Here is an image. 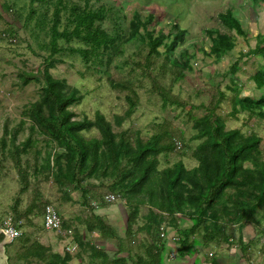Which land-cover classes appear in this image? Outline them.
Here are the masks:
<instances>
[{
	"label": "trees",
	"instance_id": "16d2710c",
	"mask_svg": "<svg viewBox=\"0 0 264 264\" xmlns=\"http://www.w3.org/2000/svg\"><path fill=\"white\" fill-rule=\"evenodd\" d=\"M79 2L81 5L72 0H30L23 24L26 27L35 17L34 37H44L46 42L40 44V47L48 52L42 71H37V74L19 73L23 84L34 81L41 85L40 98L31 104L28 113L31 122L29 130L43 138L49 151L40 164L35 163L34 174L45 173L48 176L50 173L59 190L68 187L81 190L84 199L89 192L83 185L85 179L94 178L99 182L112 180L107 188L109 195L123 200L129 213L124 240L100 216L91 215L85 222L86 231L98 230L101 235L117 242L113 257L94 246L90 247L92 258H100V264H165L170 250L161 233L165 234L169 228L176 230L178 234L177 253L180 256H195L200 253L203 260L196 256L194 264H225L220 262L217 255L209 257L203 250L212 242L229 243L231 235L225 234L228 226L235 225L242 230L248 223H253L257 229L262 227L260 220L256 218L257 215L264 216V160L261 158V139L253 133L244 136L239 129L226 128L225 120L216 114L227 99L219 83L210 87V102L207 105H199L205 114L200 118H193L192 128L196 131L193 140L199 143L191 155L197 165L191 169L186 168L181 160L159 169V155L173 151L171 143H162L164 137L168 136L165 132L157 133L147 141L138 137L130 141L124 134L114 131V126L120 127L123 121L130 118L137 104L134 99L137 98L136 93H133L129 85L109 78L112 89L128 92L125 96L128 108L124 115L114 117L113 123L100 113H96L90 121L77 119L71 108L79 104L83 97L77 89L67 87L64 80L51 75L50 70L55 67L56 56L69 51L70 55L80 57L87 68L100 72L101 68L108 69L123 55V43L137 40L148 49L145 58L147 69L151 66L152 57L162 56L159 48H165L162 66L170 65L176 69L172 73L175 80H181L187 71H191V60L196 56L195 53L189 54L183 49L176 56L172 54L186 34L176 24L171 26L167 34L158 31L155 35L154 29L148 28L154 16L149 14L143 20L140 14L135 12L129 21V31L125 37L121 30L120 8L105 5L96 7L92 0ZM33 4L44 7L43 13L39 15ZM0 10L6 16L9 13L17 16L19 12L10 2L3 3ZM62 14L65 23H62ZM108 14H111L115 23L111 31H107L103 26ZM5 15H0V18L3 19ZM216 17L224 32L217 28H205L203 33L210 41L209 52L206 54L212 57L215 63H219L234 49L236 36L244 37L245 33L232 11L226 10L218 13ZM10 32L16 36L13 27ZM74 41L80 46H70L66 50L59 45L63 42L69 46ZM247 55H254L263 61L250 78L258 94L241 96L242 85L237 84L236 76L241 67L239 61L235 60L224 75V78L228 79L225 88L232 94L227 99L230 101L228 115L235 119L240 114H246L249 118L263 121L264 35H257L256 45ZM102 72L107 74L106 71ZM154 86L164 104L170 102L172 105H180L176 98L173 100L169 94L162 92V87H157V84ZM91 129L98 132V137L85 138L82 133ZM17 133L18 131H13L10 136L11 147L7 148L4 140H1L0 144L14 159L25 180L24 173L28 168L18 165V156L19 152L32 149L34 141L28 137L19 149V145H16ZM37 155H40V151H37ZM25 189L24 187L22 190ZM142 208L147 209L144 215H141ZM31 211L32 207L27 210V214ZM183 218L192 223L187 231L179 229V219ZM139 221L141 225H138ZM66 225L68 224L64 226ZM135 226L137 227L134 228ZM17 229L20 231V226ZM261 231L264 233V227ZM137 234L144 235L148 244L139 241L137 247L140 251L134 252L132 246L136 244ZM73 238L77 246L84 245L82 236L74 234ZM238 244L242 251L246 252L247 244L242 238L238 239ZM123 253L127 256H119ZM46 254L51 257L49 264H69L72 259L69 253H64L63 256L52 255L48 247L37 242L30 243L20 258L43 260ZM8 260L10 264V257Z\"/></svg>",
	"mask_w": 264,
	"mask_h": 264
},
{
	"label": "rangeland",
	"instance_id": "374dc122",
	"mask_svg": "<svg viewBox=\"0 0 264 264\" xmlns=\"http://www.w3.org/2000/svg\"><path fill=\"white\" fill-rule=\"evenodd\" d=\"M72 1L81 5L79 0ZM92 1L96 7L105 5L121 9V30L125 37L128 35L129 21L135 12L139 13L143 20L149 14L154 16L148 28L149 30L154 29L155 35L158 31L167 34L173 24L178 25L186 34L172 54L176 56L183 49L189 54L195 53L196 56L191 60V71H187L181 80H175L172 75L176 69L170 65L162 66L165 55L164 47L159 48L162 56L152 57L151 66L147 69L145 58L148 49L137 40L123 43L121 47L123 55L118 57L108 69L101 68L100 72L87 68L80 57L70 55L69 51L56 56L55 67L50 70L51 75L64 80L67 87L77 89L83 97L79 104L71 108L76 118L90 121L96 113H100L113 123L114 117L124 115L128 108L125 100L128 92L112 89L109 85V78L129 85L133 93H136L137 98L134 99L137 104L130 118L123 121L120 127L114 126V131L124 134L125 138L130 141L136 137L147 141L153 135L165 132L168 136L164 137L162 143H171L173 151L159 155V169L171 166L179 160L186 168H193L197 162L191 155L199 143L193 140L196 134L192 128L193 118H200L205 114L204 109H201L199 105H207L210 102L211 85L219 83L226 98H230L232 94L225 88V85H228V79L224 78V75L230 65L238 60L241 71L236 76L238 77L237 84L242 85L241 96L258 94L250 78L263 61L247 53L255 47L257 35H264V0ZM7 2L14 4L15 10L19 12L17 16L11 13L6 16L0 10V15H5L3 19L0 18V141L4 140L7 148L11 147L10 136L13 131H18L16 145H19V149L22 147L21 143L28 137L34 141L32 149L19 152L18 156V165L28 168L24 173L25 180L14 159L6 150H3L0 144V226L5 222H10L16 228L20 226L21 233L19 238L7 245L10 264H49L51 261L49 254H46L43 260L20 258L21 253L32 242L48 247L52 255L63 256L64 253H69L72 257L69 264H100V258H92L90 247L94 246L109 257H113L117 250V242L101 235L98 230L86 231L85 222L90 219L91 215L101 216L103 221L121 237L125 235L128 209L120 198L113 203L106 201V196L110 194L107 188L112 182L111 179L102 182L94 178L85 179L83 185L89 192L84 199L81 190L72 187L59 190L58 186L53 183L50 173L49 177L45 173L34 174L35 163L40 164L46 152L49 151L44 145L43 138L37 133L32 134L29 130L31 122L28 113L31 104L40 98L41 85L34 81L27 85L23 84L19 79V73L37 74V71H42L48 52L40 47V44L46 42L44 37L42 35L34 37L35 17L28 22L26 27L23 25L30 0H0V7ZM33 6L39 15L43 13L44 7H39V4H33ZM226 10L232 11L238 18L245 36H236L234 49L219 63H215L214 59L206 54L209 52L210 41L205 37L203 30L217 28L224 32L216 16ZM108 15L103 26L107 31H111L115 23L111 14ZM62 23H65L64 14H62ZM11 27L16 36L11 35ZM59 45L65 47L66 50L70 46L74 48L80 46L76 41L69 46L63 42ZM102 71H106L108 75ZM154 84L162 87V92L169 94L173 100L176 98L181 106L172 105L170 102L164 104ZM227 99L221 104L216 114L225 120L227 129H239L244 136L251 133L257 135L261 139V158L264 160V120L249 118L246 114H240L235 119L230 117L228 115L230 101ZM82 135L85 138H93L98 137V132L91 129L89 132H83ZM37 151H40V155H37ZM51 153L53 154L52 149ZM24 187L26 189L22 190ZM46 205L52 206L59 213L64 225L68 224L64 226V229L72 228L76 236L84 238L82 247L78 246L76 251L70 252L67 249L70 239L63 238L60 234L44 228L41 212ZM31 207V213L27 214V210ZM102 211H112V214H101ZM146 212V208L141 209V215ZM256 218L262 225L260 229H257L253 223H248L242 230L235 225L228 226L225 234L231 235L229 243L212 242L203 252L209 257L217 255L220 262L225 264H264V233L261 231L264 227V216L257 215ZM179 220L181 231H187L192 226L190 220L185 218ZM138 225H141V221ZM162 237L167 240L170 250L165 264H194L196 256L203 260L200 253L183 257L177 253L178 234L176 230L169 228ZM239 238L247 244L246 252H243L238 244ZM139 241H145L146 245L148 244L144 235L137 234L136 244H133L132 251H140L137 247ZM119 256L126 257L127 254L123 253Z\"/></svg>",
	"mask_w": 264,
	"mask_h": 264
},
{
	"label": "built area",
	"instance_id": "2783aa9c",
	"mask_svg": "<svg viewBox=\"0 0 264 264\" xmlns=\"http://www.w3.org/2000/svg\"><path fill=\"white\" fill-rule=\"evenodd\" d=\"M179 148V146L177 147ZM118 197L114 195H108L106 196V201L108 203H113L114 201H117ZM43 226L46 230L54 231L63 238L70 239L67 249L70 252L76 251L78 248L77 244L74 241V233L72 228L64 229V224L61 216L53 209L52 206L46 205L43 208ZM0 229L2 230L3 235L9 237V239L14 241L15 239L19 238L21 233L20 231L10 224V222H5L3 225L0 226ZM163 232L161 233V236H163Z\"/></svg>",
	"mask_w": 264,
	"mask_h": 264
},
{
	"label": "water",
	"instance_id": "95a60500",
	"mask_svg": "<svg viewBox=\"0 0 264 264\" xmlns=\"http://www.w3.org/2000/svg\"><path fill=\"white\" fill-rule=\"evenodd\" d=\"M0 264H9L8 256L6 253V246L11 243L9 237L3 235L2 230L0 229Z\"/></svg>",
	"mask_w": 264,
	"mask_h": 264
},
{
	"label": "crops",
	"instance_id": "0c3cea01",
	"mask_svg": "<svg viewBox=\"0 0 264 264\" xmlns=\"http://www.w3.org/2000/svg\"><path fill=\"white\" fill-rule=\"evenodd\" d=\"M108 195H109V194H108ZM108 195H107V196H108ZM101 210H102V209H101ZM107 213H110V214H112V211H109V212H106V211L104 212V211H102V213H101V214H107ZM100 217H101V216H100ZM119 237H120V236H119ZM121 237H123V236H121Z\"/></svg>",
	"mask_w": 264,
	"mask_h": 264
}]
</instances>
